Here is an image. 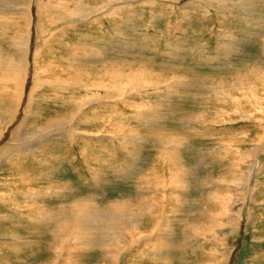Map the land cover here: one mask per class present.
Returning a JSON list of instances; mask_svg holds the SVG:
<instances>
[{
    "label": "rangeland",
    "instance_id": "obj_1",
    "mask_svg": "<svg viewBox=\"0 0 264 264\" xmlns=\"http://www.w3.org/2000/svg\"><path fill=\"white\" fill-rule=\"evenodd\" d=\"M69 1L64 4L71 19L94 14V1ZM131 1L115 15L68 29L64 22L47 27L53 10L41 0L29 45L33 70L22 91L20 75L10 71L24 53L15 48L26 31L25 17L18 12L0 21V71L7 78L2 86L11 98L0 94V114L13 116L8 109L21 91L13 126L23 121L26 131L21 141L14 142L12 129L0 140V148L10 149L0 155V264H105L111 249L103 247V238L93 251L79 252V238L97 231L73 226L66 237L56 229L61 207L72 215L67 220H76L71 208L83 220L95 209L97 222L106 218L110 224L121 220L112 217L117 209L124 214L128 203L143 204L130 207L129 215L142 214L145 204L162 197L168 218L182 200L170 224L173 236L156 250L143 243L145 256H128L133 264H264V0ZM13 18L19 25L11 24ZM127 73L140 74L131 80L143 87L132 85L118 98L121 85L102 80ZM91 93L103 98L77 113ZM71 113L78 114V124L65 128L74 133L40 141L39 130ZM97 129L100 134L91 132ZM170 153L181 157L177 170H184L179 187L185 191L166 197L174 189ZM44 201L50 207L35 224L17 215Z\"/></svg>",
    "mask_w": 264,
    "mask_h": 264
},
{
    "label": "bare ground",
    "instance_id": "obj_2",
    "mask_svg": "<svg viewBox=\"0 0 264 264\" xmlns=\"http://www.w3.org/2000/svg\"><path fill=\"white\" fill-rule=\"evenodd\" d=\"M95 2L94 7H95V11L94 14L91 17H86L84 15H80L79 18L77 19H71L72 15L70 14V12L68 11V6L65 5L64 3H69V0H56V3L52 2V0H48V3H46L47 5H45L46 9H51L52 14L49 17V21L47 23V27H54L56 26L58 23L60 22H64V27H67L68 29H74L77 28L76 23L79 21H87L90 20L92 18H98V17H109L112 15H115L117 12L119 13V11H122L124 9V7L130 6L131 5V0H92ZM138 1V0H137ZM144 3H151L155 0H142ZM160 1H167V0H160ZM9 2V3H8ZM41 4V0H7V2L2 6L1 2H0V21H5L7 22L8 20H10V18L14 17L16 15H18V12L22 13V15H24V24H26V31L25 34L22 38V41H20L19 43H17V45L20 46L17 47L16 46V50L22 52L24 50L23 55L20 58H17L15 60V66L12 67L11 69V73H16V75H20V77L18 76V78L20 79V85H21V91L23 90V86H24V82L26 80V76L28 74V72L33 70V66L29 65V57L30 52H29V45H30V38H31V30H33V28L35 27V19H37L38 14H35L36 10L35 7L37 5ZM52 6H55V8L52 9ZM226 7V6H225ZM125 16V15H123ZM13 18V23H11L12 25H19L17 23V21ZM99 19V18H98ZM103 19V18H102ZM11 21V20H10ZM93 21V20H92ZM21 23V22H20ZM25 26V25H24ZM47 30V29H46ZM21 32V31H20ZM63 33V31H61ZM19 33V32H18ZM20 38V36H19ZM14 41V40H13ZM16 45V44H15ZM14 45V46H15ZM20 52L16 53V57L19 56ZM13 57H15L14 55H11ZM3 57V58H2ZM98 57V56H97ZM4 54L2 51H0V64L1 62L4 60ZM14 58L10 59V63H12V60ZM23 60H25V62H22ZM29 60V61H28ZM33 60V59H32ZM6 61V60H5ZM6 63V62H5ZM24 65V68L22 67V64ZM7 64V63H6ZM30 64H32L30 62ZM3 67V66H2ZM11 68V67H10ZM8 70V69H7ZM6 70V71H7ZM29 70V71H28ZM5 71V70H3ZM3 71L0 75V79H4L1 82V96L4 97L6 100L7 99H11L9 93L10 92H6L3 91V86L2 84L5 83V80L7 78H4L3 75H5V73L3 74ZM9 74L10 72L7 71ZM32 74V73H31ZM128 74V73H127ZM129 75L132 74H128L123 76L122 74H112L111 77L112 81H106V80H102V82L104 81L106 84H108L110 87L120 84L122 87L121 93L117 94L116 96L118 98L122 97L128 90L131 91V88H137V87H143V84L141 82H138V79L136 81L131 80V78H134L135 76L138 77V75L140 74H136L134 77H130ZM171 76V75H170ZM8 77V75H7ZM32 77V76H31ZM121 77H127L128 78V82L124 83V80L119 82L118 79ZM9 78V77H8ZM174 78V77H173ZM11 79V78H10ZM181 80V79H180ZM7 81V80H6ZM176 81V80H175ZM33 82V81H32ZM111 82V83H109ZM124 84H123V83ZM159 83V81H157ZM179 82V81H178ZM161 83V82H160ZM32 84V83H31ZM95 85V84H94ZM133 85V86H132ZM138 85V86H137ZM154 85V84H153ZM93 86V85H92ZM130 86H132L131 88H129ZM149 86V85H148ZM177 86V85H176ZM7 87V86H6ZM96 87H100V85H95ZM20 91V94L17 96V103L15 105V103H12V105L10 106V109H8L13 116H11V118L9 117L8 119L4 117V115L0 114V140L3 136H6V132H10V130L12 129L13 132H16L17 135L16 138H14V142L17 141H21L25 138L24 133L26 132L25 130H23V121H18L17 125L13 124L16 121V118L19 114V112L21 111V100H22V92ZM109 95V94H108ZM116 96L114 98H116ZM100 98H103L101 95H96L91 93L90 94V100H84L81 105H77V113H81L83 106L89 104L90 102L92 103V100H97L99 101ZM105 98V97H104ZM108 98V97H107ZM106 98V99H107ZM111 99V98H110ZM80 100V99H78ZM82 106V107H81ZM25 108V105H24ZM24 108L22 109V111L24 110ZM18 110V111H17ZM20 110V111H19ZM77 113H71L70 118L68 117L67 120H58L57 122H54L52 124V126H50V122L48 124L47 127L42 128L41 130H39L40 132L43 133V136H41L42 140L40 141H49L50 137H52L51 135H58V134H62V131L65 132H73V128H65L66 125H71V124H78V114ZM49 121V120H48ZM47 121V122H48ZM51 121V120H50ZM94 121V120H93ZM27 124V122H26ZM63 125L64 128H60L58 129V126ZM89 129V128H88ZM75 131V130H74ZM88 132V131H87ZM91 132H96V134H100L97 130H92ZM82 133V132H81ZM10 134V133H9ZM102 134V133H101ZM87 135V134H86ZM90 135V134H89ZM91 136V135H90ZM57 137V136H56ZM97 137V136H96ZM106 139V138H105ZM108 140V139H107ZM264 141V140H263ZM34 141H30L31 146H34ZM39 143V142H38ZM30 147V146H29ZM178 147V146H177ZM24 148V147H23ZM38 149V148H37ZM256 149V148H255ZM25 150V149H24ZM19 152L21 151L20 149L18 150ZM254 151V150H253ZM257 151V150H256ZM10 152V149L7 148V146H5V144H3L0 148V155L2 156L3 154H8ZM16 152V151H15ZM163 152H167V151H163ZM255 153V152H254ZM164 154V153H163ZM168 153H166L165 155H167ZM161 155V154H160ZM170 155H172L170 153ZM15 156V155H14ZM162 156V155H161ZM160 156V157H161ZM254 156V155H253ZM11 157V156H10ZM81 157V156H80ZM90 157V156H89ZM159 157V156H158ZM168 157L171 158V156L168 155ZM98 158V157H97ZM161 159V158H160ZM106 160V159H105ZM163 160V158L161 159ZM180 160L181 157L178 153H175V155H172V168L175 170L173 171V180L172 184L174 185V189L172 191H167L166 193V197L169 195H172V193H180L181 191H185V189L180 185L181 180L184 178L185 174L183 175L182 173L184 172V170H177V166L180 164ZM94 161V160H93ZM162 162V161H161ZM170 162V161H169ZM166 163V161H165ZM168 163V162H167ZM255 163H257V161L252 162L253 165H255ZM156 164V163H155ZM17 165V164H16ZM158 165V164H157ZM164 165V164H163ZM170 165V166H171ZM87 166V165H86ZM91 166V165H90ZM19 167V166H18ZM92 167V166H91ZM164 167V166H163ZM166 167V166H165ZM98 168V167H96ZM152 168V166H151ZM158 168V166L156 167ZM99 169V168H98ZM97 169V170H98ZM31 170V169H30ZM33 170V169H32ZM95 170V169H93ZM157 171V169H156ZM169 171V170H168ZM248 174L250 173V169L248 171ZM154 173V172H153ZM159 173V172H158ZM242 173V172H241ZM166 174V173H165ZM172 174V172H171ZM251 175V174H250ZM168 176V175H167ZM171 176V175H170ZM233 176V175H232ZM246 176V175H245ZM95 177H97V175H95ZM163 177V175H162ZM161 177V178H162ZM172 177V176H171ZM250 177V176H249ZM249 177L247 176L246 181H249ZM170 179V177H168ZM160 179V178H159ZM237 179V178H236ZM105 180V179H104ZM158 180V178H157ZM233 180V179H232ZM242 180V179H241ZM244 180V179H243ZM103 181V180H102ZM169 181V182H170ZM238 181V180H237ZM230 183V182H229ZM232 183V182H231ZM239 184V183H237ZM233 185V183L231 184ZM245 185V184H244ZM240 186V185H239ZM173 188V187H172ZM177 188V191H174ZM51 192H56L55 189H48ZM240 193V192H239ZM246 193V192H245ZM71 194V193H70ZM237 194V193H236ZM231 195V194H229ZM243 195V194H242ZM227 195H225L226 197ZM236 196V195H235ZM223 197V196H222ZM224 198V197H223ZM221 198V199H223ZM243 198V197H242ZM250 198V197H249ZM161 199H164V197L162 198H155L152 203L149 204H145V210L142 214H136V215H129L128 210L130 207L134 208V209H140L141 205H133L132 203H127L129 204L126 209L124 211H126L124 214L120 215L119 211L117 209L116 214L113 215V219H116V215L121 217V220L118 222H112L110 224H108V222H106L104 219H102L103 221L97 222L96 220V216L100 215V213L98 211H95V209L93 210V215L92 218L87 219V220H83L80 216V212L77 210H74L71 208V213L73 215H75L76 220H67V218L70 216L68 214V211H65V208L61 207V212L59 213V218H58V223H57V227L56 229L58 231H60V233L65 232V234L62 235H66V237H68L71 233V229L73 228V226H78L79 228H85V232H91V231H97V233L93 234V235H89V236H83L81 238H79L78 241V245H79V252H82V254H86L87 252H91L93 251V247L95 246L96 241L98 242L100 239H102V242H104L105 244H103V247H107L109 249H111V252L108 253V261L105 264H121L124 260L125 262H127V264H133L134 262H136L135 259H128V256L130 253H132V251H137V257L140 256H145L144 253H146L145 251L141 250V247L143 243H146L149 247L152 248V250H156V248L158 246H160L163 242H166L171 236H173V232L170 229V224L171 221L176 219L177 217L174 216V213H177L179 211V207L181 206V202L182 200L180 198H178L174 204V208H173V214L171 216V218L166 217L163 212L166 209V202H162L161 203ZM246 199V198H245ZM140 200V199H139ZM147 200V199H146ZM214 201V200H213ZM230 201V199L228 197H226L224 199L225 204H227ZM77 202L79 204H83V201L81 200V198H79L77 200ZM139 202V201H138ZM124 203V201H123ZM126 203V205H127ZM234 203V201H231L230 205H232ZM236 203V202H235ZM64 204V203H61ZM92 204V202H91ZM113 205V203H111ZM140 204V202H139ZM108 206V205H107ZM122 206V205H121ZM226 206V205H225ZM50 205H48V203H46V201L41 202V203H35L32 205V207L30 208V213H26V212H21L18 213L17 215L19 217H25V216H30L31 217V222L32 224L36 223V220L39 219L42 215H44L48 209H49ZM117 207V206H116ZM123 207V206H122ZM228 207V206H227ZM125 208V207H124ZM154 208V209H153ZM123 209V208H122ZM111 210V209H110ZM204 210V209H203ZM237 210V209H236ZM122 212V210H120ZM222 211V210H221ZM70 212V211H69ZM218 212V211H217ZM226 212V211H225ZM211 213V212H210ZM220 213V212H218ZM228 213V212H227ZM230 213V212H229ZM237 213V212H236ZM107 214V212H106ZM105 214V215H106ZM111 214V213H110ZM215 214V212H214ZM213 214V215H214ZM222 214V212H221ZM90 215V214H88ZM220 215V214H219ZM233 215V214H232ZM72 216V215H71ZM70 216V217H71ZM108 216V215H107ZM223 216V214H222ZM212 217V216H211ZM110 218V217H109ZM108 219V218H107ZM109 220V219H108ZM216 220V219H215ZM233 220V218H232ZM74 221V224H73ZM112 221V220H111ZM110 221V222H111ZM179 221V220H178ZM187 221V220H186ZM210 222V221H209ZM185 223V222H184ZM190 225V224H189ZM217 225V224H216ZM69 226V228H68ZM195 226V225H194ZM198 226V225H197ZM224 226V224H223ZM183 228V227H182ZM200 227H194V230H197ZM30 229V228H29ZM234 230V229H233ZM57 231V232H58ZM199 231V230H198ZM217 232V231H216ZM203 233V232H202ZM228 233H231L230 231ZM56 234V233H54ZM150 237H144L142 238V236L145 235H149ZM59 235V234H58ZM221 235V234H220ZM102 236V237H101ZM27 237V236H26ZM61 237V236H59ZM91 238H95V242L93 243V241L87 240V239H91ZM27 239V238H26ZM62 239V238H59ZM149 239V241L151 242H147V240ZM63 240V239H62ZM153 240V241H152ZM26 241V240H25ZM59 241V240H57ZM101 241V240H100ZM20 242V241H19ZM29 242H22L23 243V247L27 245V243ZM102 244V243H101ZM100 244V245H101ZM138 248H134V246H137ZM222 245V244H221ZM19 243L15 246H12L16 249H18ZM62 247V246H61ZM140 247V250H139ZM10 248V247H9ZM27 248V247H26ZM63 249V248H62ZM78 249V248H77ZM104 249V248H103ZM1 250V249H0ZM28 252V250H27ZM144 252V253H143ZM155 252V251H153ZM101 253V252H100ZM107 253V252H106ZM103 254V253H102ZM136 256V255H135ZM228 256V255H227ZM1 258H3V255L0 254V260L2 262H5V260H2ZM10 257L5 255L4 259H9ZM98 258V257H97ZM100 258V257H99ZM98 258V259H99ZM226 259V258H225ZM142 261V260H141ZM21 262V261H20ZM25 262V261H24ZM100 262V261H99ZM224 264H227V261L224 262Z\"/></svg>",
    "mask_w": 264,
    "mask_h": 264
}]
</instances>
